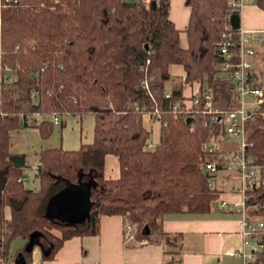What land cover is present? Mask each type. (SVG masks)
Here are the masks:
<instances>
[{
    "label": "trees",
    "instance_id": "16d2710c",
    "mask_svg": "<svg viewBox=\"0 0 264 264\" xmlns=\"http://www.w3.org/2000/svg\"><path fill=\"white\" fill-rule=\"evenodd\" d=\"M227 1L184 0L189 15L182 47L168 19V0H0V264L7 263L15 236L23 240L26 264L29 241L40 248L42 259H50L64 240L96 235L100 215H119L123 224L135 226L137 239L171 247L161 229L164 215L209 211L222 191L208 185L213 176L203 165L215 161L222 169L225 152L208 153L201 146L226 134L221 126L203 125L201 93L210 89L214 106L230 108V82L216 67L218 43L239 26V11ZM255 5L264 13V0ZM170 65L182 68L185 83L199 85L189 109L182 104L181 86L164 96ZM153 103L158 141L148 148L149 131L141 119ZM86 114L93 116L91 141L76 149L41 148L36 153L40 188H24L25 154L9 151L10 134L31 120L45 139L55 115ZM245 128V155L264 168V119L255 116ZM107 154L117 159L115 179L103 178ZM90 179L95 186L84 223L66 227L43 217L47 199L65 181ZM245 193L248 214L264 218V186H247ZM261 234L264 238V230ZM259 259L264 264V251ZM163 264H174L170 249Z\"/></svg>",
    "mask_w": 264,
    "mask_h": 264
},
{
    "label": "crops",
    "instance_id": "0c3cea01",
    "mask_svg": "<svg viewBox=\"0 0 264 264\" xmlns=\"http://www.w3.org/2000/svg\"><path fill=\"white\" fill-rule=\"evenodd\" d=\"M140 1L148 3L150 0ZM250 1L245 0L239 9V26L247 30H264V13L255 4H248ZM168 2V19L177 29L179 43L184 47L186 45L184 28L187 24L189 8L184 5V0H168ZM258 48L259 45L256 48L254 62L257 61ZM170 67L173 71L179 70L182 73L181 93L185 98L183 103L188 105L189 97L198 92L199 85L196 82L185 83L184 72L179 65H170ZM156 123L158 121L142 115L141 124L149 134ZM157 125V138L155 141L149 140L151 145L158 141L159 123ZM117 176L116 157L111 154L105 155L103 178L115 179ZM234 192L222 191L210 202L209 211L206 213L166 214L161 218L162 231L174 237V244L170 249L173 252L174 264H241L236 256L242 244L241 216L237 210L227 211L219 207L222 200H238V195ZM6 210L4 215L8 218ZM7 214L9 215L8 211ZM123 226V219L119 215H100L96 235L72 236L64 240L50 259H42L40 248L33 246L28 264H163L167 245L137 239L135 235L134 242L125 244ZM21 248L13 254L14 264H26Z\"/></svg>",
    "mask_w": 264,
    "mask_h": 264
},
{
    "label": "built area",
    "instance_id": "2783aa9c",
    "mask_svg": "<svg viewBox=\"0 0 264 264\" xmlns=\"http://www.w3.org/2000/svg\"><path fill=\"white\" fill-rule=\"evenodd\" d=\"M245 0H228L227 5L232 9L242 7ZM264 43V30H247L238 26L232 34L227 33L218 43V53L220 61L217 63L219 73L225 75L230 82L231 100L227 111L212 104V93L210 89H204L201 93L203 99L202 113L206 116L203 125H218L226 134V137H233L239 140V145L234 149L218 150L214 149L210 142L215 138H211L204 142L201 149L206 152H225L223 157L222 169H217L215 161L206 162L203 165L204 170L212 175L208 185L212 187L211 179L214 175L221 171H230L237 173L239 186L234 193H237L238 200L236 201H221L220 209L227 211L237 210L241 216L240 219V235L241 248L237 251L236 256L241 264H262L259 257L264 251V238L262 231L264 230V218L252 216L248 214V206L246 201L248 195L245 193L247 186L263 185L264 179L261 173L264 168H261L251 163V159L246 157V124L253 121L255 116H260L264 119V83L258 80L255 69L254 57L257 46ZM148 96L152 98L151 92L148 90L147 83L143 84ZM195 93L191 95L189 104H182L185 109H189L197 102ZM164 96L168 97V92L164 91ZM152 100V99H151ZM153 101V100H152ZM176 109L175 107L173 108ZM147 115L150 119L158 121L159 113L157 105L153 103L152 110L148 111ZM55 115L53 121H57ZM159 123V121H158ZM250 145V144H249ZM150 142H147V147L151 148ZM251 207L255 208V205ZM129 227V226H128ZM123 238L125 244L134 242V232L123 229Z\"/></svg>",
    "mask_w": 264,
    "mask_h": 264
},
{
    "label": "rangeland",
    "instance_id": "374dc122",
    "mask_svg": "<svg viewBox=\"0 0 264 264\" xmlns=\"http://www.w3.org/2000/svg\"><path fill=\"white\" fill-rule=\"evenodd\" d=\"M248 4H255V0H251ZM247 4V5H248ZM242 10L240 11V13ZM257 17V15H256ZM173 68H169L170 78L164 84L165 91H168L173 87L183 85L181 79V71H173ZM256 76L261 83H264V43L257 49V61L255 62L254 69ZM221 76H225L222 73ZM198 93V92H197ZM36 120L39 116L35 117ZM154 121V120H153ZM28 126L25 128L19 127L10 134L9 151L20 152L25 154L26 166L21 170L22 185L26 189L34 191L39 190L40 183L37 175V155L36 153L45 147L62 148V149H76L80 144L89 143L92 138L93 116L86 114L81 118L74 117L72 115H65L58 117V120L52 122L51 130L47 138L42 139L37 128L31 126V120H28ZM158 123L155 127H152L153 131L149 134L148 142L155 141L157 138ZM210 145L214 149L225 150L236 148L239 145V140L229 136L225 139L216 137L210 142ZM227 151V150H225ZM212 185L220 189L225 193L236 191L239 186L237 179V173L221 170L214 175L211 179ZM235 200V199H233ZM6 210V215L8 217ZM125 230H129L135 233V226L129 224L127 220H124ZM129 226V227H128ZM124 227V226H123ZM49 232L56 237L60 236V231L56 228L49 229ZM171 243H174V237H168ZM46 244V243H45ZM23 240L15 236L8 244V260L6 264H14L13 254L21 248ZM167 249L171 247L167 246Z\"/></svg>",
    "mask_w": 264,
    "mask_h": 264
},
{
    "label": "water",
    "instance_id": "95a60500",
    "mask_svg": "<svg viewBox=\"0 0 264 264\" xmlns=\"http://www.w3.org/2000/svg\"><path fill=\"white\" fill-rule=\"evenodd\" d=\"M190 120L187 118L186 122ZM36 168L39 172L40 165L38 164ZM94 186L92 179L76 183L65 181L64 186L47 199L43 217L66 227L84 223L88 219L91 206L90 188ZM146 234H148V229L144 227V235ZM32 247L29 241L25 251H30Z\"/></svg>",
    "mask_w": 264,
    "mask_h": 264
}]
</instances>
